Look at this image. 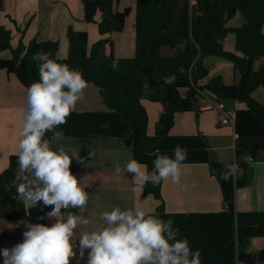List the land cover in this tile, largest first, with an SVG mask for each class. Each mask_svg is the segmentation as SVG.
<instances>
[{
	"label": "trees",
	"instance_id": "1",
	"mask_svg": "<svg viewBox=\"0 0 264 264\" xmlns=\"http://www.w3.org/2000/svg\"><path fill=\"white\" fill-rule=\"evenodd\" d=\"M82 1L85 18L98 22L101 39L90 45L89 32L70 25L69 54L60 57L58 39L34 37L26 43L21 38L14 45L13 29L3 25L0 53L10 50L11 55H0V70L16 73L28 88L39 80L38 64L32 57L45 53L50 59L81 71L88 82L99 87L108 107L107 111L75 110L56 131L63 135L119 137L132 147L134 159L146 164L149 171L157 156L172 157L177 145L187 150L184 163H208L221 185L223 210L169 212L162 181L144 186L146 194L161 201L157 211L150 213L173 220V227L180 230L178 238H187L193 250H200L202 264L264 263V249L248 251L246 247L251 237L264 235V211L237 209L238 189L247 186L249 168L264 151V102L253 95L257 87H264V64L256 66L264 58V0H137V39L132 57L117 56L112 37L114 32L124 30L132 8L120 10V0ZM0 7L3 8V0ZM98 12L102 13L99 21ZM238 12L245 22L230 24ZM230 33L235 34L236 50L241 55L226 50L225 41ZM209 55L230 59L235 69L240 70L241 80L227 83L221 74L210 77V69L204 62ZM208 92L216 95L218 101L244 104L236 109L234 160H219L204 134L172 132L177 114L199 110L200 99ZM144 99L160 102L164 108L154 134L149 133ZM52 136L49 132L45 139ZM226 164L239 166L234 182L221 179ZM18 174L17 157L12 154L9 166L0 173V219H29L46 224L51 207L37 205L25 210L17 195Z\"/></svg>",
	"mask_w": 264,
	"mask_h": 264
},
{
	"label": "crops",
	"instance_id": "2",
	"mask_svg": "<svg viewBox=\"0 0 264 264\" xmlns=\"http://www.w3.org/2000/svg\"><path fill=\"white\" fill-rule=\"evenodd\" d=\"M131 7L123 31L114 32L115 53L119 57H132L136 48V9L137 0H120V10ZM240 12L230 21L232 25H241L245 18ZM97 20L102 19L98 12ZM6 25L13 29V43L17 45L21 38L28 43L34 37L39 40H59L60 57L69 54V40L67 29L70 25L77 30L89 32V43L92 45L103 37L98 22H90L85 18V8L82 0H3L0 7V27ZM22 28L19 30V27ZM25 30V31H22ZM264 31V28H263ZM225 48L229 52L237 53L236 38L232 33L225 41ZM3 57L11 55L10 50L0 53ZM210 69L209 76L221 74L227 83L241 80L240 70L235 69L234 63L223 56L214 55L204 60ZM264 64V58L257 61L256 66ZM27 87L14 72L0 70V173L9 166L10 157L17 151L21 118L19 108L25 106ZM253 95L264 102V87L259 86ZM218 101L216 95L208 92L200 99V109L179 112L172 129L174 134H204L207 136L216 157L219 160H234L236 157V126L233 123H224L222 112L211 103ZM232 110L243 107L239 101H224ZM143 103L149 114V133L154 134L156 123L164 108L160 102L144 99ZM77 111L108 110L103 101L100 89L94 83L88 82L84 97L76 105ZM53 149L63 147L67 154L82 158V162L72 158V173L80 180L81 185L89 193L87 208L69 209L62 213L66 219L69 213L83 215L90 220L87 227H80L77 238L85 231L95 230L104 224L100 219L101 213L111 211L115 207L121 210L131 209L141 203L150 212L158 209L160 200L152 194H146L144 187L138 188L132 183V176L127 173L117 175L115 166L122 168L130 159H134L132 147L115 136H77L63 135L60 140L54 136L47 138ZM144 164V163H142ZM146 165V164H144ZM147 167V165H146ZM190 171L181 177L178 184L170 180L164 181L162 194L166 210L169 212H211L223 210V193L221 185L212 174L208 163H183ZM194 185V186H193ZM237 209L239 211H264V151L260 153L248 171V184L239 188L237 192ZM22 221H8L0 219V250L11 248L22 242L25 230ZM32 222V221H31ZM55 222V218H46V225ZM33 223V222H32ZM248 251L264 249V235L251 237ZM74 248L77 252L70 264H87V250L83 258L79 257L78 241ZM0 264L3 257L0 256ZM238 264H245L238 262ZM263 264V263H261Z\"/></svg>",
	"mask_w": 264,
	"mask_h": 264
},
{
	"label": "clouds",
	"instance_id": "3",
	"mask_svg": "<svg viewBox=\"0 0 264 264\" xmlns=\"http://www.w3.org/2000/svg\"><path fill=\"white\" fill-rule=\"evenodd\" d=\"M32 59L38 64L39 80L28 86L25 106L18 110L21 128L15 155L20 182L16 189L25 210L37 205L51 207L47 216L55 222L49 226L22 221L23 240L0 250L3 264H70L77 256V241L80 258L87 250V264H202L200 250H193L187 238H178L180 230L173 227L174 221L156 217L141 203L101 213L104 224L77 238L76 230L87 227L90 220L72 213L65 219L62 210L83 212L88 206L89 193L70 167L73 157L80 162L82 158L67 154L63 147L53 149L45 136L52 132L55 139L63 138L56 129L67 123L83 99L88 81L78 69L45 53H36ZM112 67L115 70L117 64ZM186 159L187 150L177 145L172 157L157 156L151 171L130 159L123 168L117 164L115 173L130 174L132 183L141 189L148 183L155 186L169 180L178 184L190 171L182 167ZM238 169V165L226 164L221 179L234 182Z\"/></svg>",
	"mask_w": 264,
	"mask_h": 264
},
{
	"label": "built area",
	"instance_id": "4",
	"mask_svg": "<svg viewBox=\"0 0 264 264\" xmlns=\"http://www.w3.org/2000/svg\"><path fill=\"white\" fill-rule=\"evenodd\" d=\"M212 107H216L222 112V120L224 123H236V111L228 108L224 101H217L216 103H211Z\"/></svg>",
	"mask_w": 264,
	"mask_h": 264
},
{
	"label": "rangeland",
	"instance_id": "5",
	"mask_svg": "<svg viewBox=\"0 0 264 264\" xmlns=\"http://www.w3.org/2000/svg\"><path fill=\"white\" fill-rule=\"evenodd\" d=\"M242 16V15H241ZM232 35H234V37H235V34L234 33H232ZM60 56V55H59ZM210 57H214V55H209ZM67 57V56H66ZM208 57V56H207ZM229 101V105L231 106V107H234V105L232 104V100H228ZM21 128V127H20ZM259 264H261V263H259ZM264 264V263H263Z\"/></svg>",
	"mask_w": 264,
	"mask_h": 264
}]
</instances>
